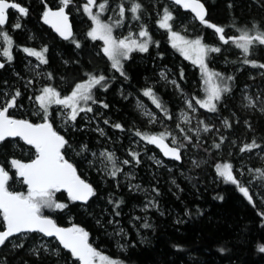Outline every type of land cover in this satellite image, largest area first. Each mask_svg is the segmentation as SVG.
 Instances as JSON below:
<instances>
[{
  "label": "trees",
  "instance_id": "16d2710c",
  "mask_svg": "<svg viewBox=\"0 0 264 264\" xmlns=\"http://www.w3.org/2000/svg\"><path fill=\"white\" fill-rule=\"evenodd\" d=\"M15 1L23 4L28 11L27 15L21 17L22 20L19 23L21 27L15 28L13 34L9 31L13 44L20 49L26 46L25 35L30 33L32 38L46 45L45 57L48 62L44 64V69L53 84L59 80L63 81L68 76H79L82 79L87 73L102 72L101 74L108 78L106 91L99 88L94 90L97 101H103L108 107L105 108L100 103L94 105L101 107L100 117L101 122L104 123L102 125L105 132L113 138V143L108 142L109 145L118 144L119 136L116 134L121 135L122 145L125 142L124 134H135L137 130L151 134L156 128L155 126L146 127L144 120L132 108L133 99L130 95H137L149 102L165 121L171 122L177 107L182 102L170 87H164L156 82L157 64L169 67L176 75L180 88L188 97L198 99L196 86L200 81L199 69L180 51L178 52L177 48H174L165 34L154 32L152 29V42L149 43L148 50L141 53L133 52L124 59V71L127 73L125 78L110 64L103 63L102 56L91 53L87 48L75 47L73 41L84 29H76L77 22L69 9L67 11L70 13L73 24V35L70 39L57 38L43 24L40 20L43 11L46 7L51 8L60 4V0ZM83 1L72 0L69 5L79 6ZM143 1L145 2L142 0V3ZM201 1L208 10L206 20L210 24L223 26L226 38L238 35L240 30L251 28L253 23L264 24V0ZM116 2V0H108L107 7ZM145 5H147L146 2ZM161 5L167 7L175 15V19L188 14L179 7L170 9L167 0H163L158 8ZM150 11L144 8L146 17L149 16ZM149 18L152 24L154 17L149 16ZM6 28V26L3 27V30H7ZM209 32H211L210 28L204 26L200 30L194 29L193 36H200L203 42L210 44L214 38ZM85 43L87 42L83 41L81 45ZM220 44V51L215 57L226 63L220 68L223 75L234 78L228 81L231 92L224 94L216 112H210L196 105L199 115L204 118L210 116L214 125L211 122L212 129L204 135L201 134L202 136H197L198 140L196 137L192 138L191 144L193 143L196 148L193 154L199 161L198 165L192 166L189 158L185 159L182 155L179 166L185 164L187 180L181 179L177 174L179 184V190H177L169 182L170 175L167 176L161 172L159 176H149L148 171L145 173L141 168L140 162L134 163L130 160L129 165L135 169L136 177L150 185L152 199L158 201L162 215L154 210L139 212L137 207L144 199L142 194L128 190L118 181L117 176L101 177L100 180L92 171L86 170L78 158L70 155L67 147L63 150L65 158L70 160L78 173L93 185L96 194L87 202L79 203L70 200L65 192L60 191L56 193L55 199L67 204V207L44 209V215L53 217L60 225L71 222L84 228L90 233L91 239L96 238V245L107 247L105 250L107 256L123 261L124 264H264V251L260 250V247L264 246V178H258V174L253 171L256 168L264 169V161L256 163L248 160L246 156H249V153L240 151L244 144L251 143L253 140L264 147V119L257 112L242 107V97L239 92L242 86L253 82L264 88V68L254 67L257 71L251 70L254 72V77L250 78L247 68L252 65L243 63L245 58L243 52L237 50L233 43ZM12 55L13 60L0 68V89L6 85L13 90L18 82L12 71L17 74L22 72L20 52L13 50ZM248 59L264 63V46L255 45ZM156 62L159 63L155 64ZM149 87L163 103L167 114L157 108L149 97L143 95V90ZM65 89V87H59L60 91ZM20 93L18 100L23 101L25 94ZM51 113L54 114L53 110ZM9 115L23 117V114L19 113H9ZM29 120L38 122L33 116H30ZM225 120L230 127L225 125ZM76 123L79 124L80 121L77 120ZM53 124H56L55 121ZM115 124H121L122 129L115 128ZM63 133L72 144V148L79 154L81 152H78L76 148L79 144L87 145V149L97 145L95 134L90 130ZM221 137L224 139L221 140ZM139 138L143 140L140 136ZM180 142L187 144L184 150L189 149L190 142L185 139ZM214 144H220V147L216 148ZM149 146V149L153 150V147ZM33 155V148L19 139L6 138L5 141L0 142V165L6 170L13 157L25 162ZM222 163L233 165L234 175L239 185L227 182L218 175L216 165ZM241 164L244 165V171L240 173L238 167ZM110 166L112 168L111 163ZM245 166L251 167V170H245ZM121 168L123 169V166ZM9 175L11 177L8 182L9 190L24 193L26 186L22 180L16 184L15 175L11 169ZM239 186L249 189L251 202L239 191ZM117 201L121 202L119 207H116ZM117 212L119 215H116ZM133 212H136L133 215L134 219L138 217L139 222L149 223L148 225L151 226V228L144 226L143 229L140 228L141 232H145V239L142 242L137 240L129 224ZM110 217L117 221L124 231L122 241L126 244V248L123 251L114 250L112 239L106 234L107 221ZM17 237L18 235L10 239L16 240V245L22 244L23 247L7 249L8 242L0 246V264H77L70 252L52 238L45 237L46 240L51 241L50 248L58 250L57 256L35 246L37 237H44L40 233H25V237ZM33 249H39L38 253Z\"/></svg>",
  "mask_w": 264,
  "mask_h": 264
},
{
  "label": "snow or ice",
  "instance_id": "6c2138e0",
  "mask_svg": "<svg viewBox=\"0 0 264 264\" xmlns=\"http://www.w3.org/2000/svg\"><path fill=\"white\" fill-rule=\"evenodd\" d=\"M72 0H60V7L56 10L47 8L43 12V20L45 23L51 24L56 32L64 39L72 37L71 25L68 23V16L65 9L69 6ZM125 3L129 6L126 8ZM174 3L181 5L185 9H190L195 16L219 34V40L224 44L230 41L238 48L242 49L244 54V64H251L253 67L264 68V63H258L255 60L248 59L255 45L264 46V24L253 23L251 28L240 30L239 34L229 38H225V28L215 24H209L205 19L206 10L201 0H174ZM108 0H103L102 3L97 4V0H86L83 8L85 13L91 18L94 27L88 32V36L92 39H100L104 43L103 53L111 61V67L118 71L121 76L127 78V73L124 71L122 59H127L129 54L134 50L146 52L151 40L146 28H141L138 33L139 37L146 38L138 41L132 37L130 33L123 38L113 36V27H119L124 22L126 12L132 14L133 20H139V13L142 11L143 5L139 0H122L118 6L117 19L113 24L104 23L100 19V14L106 10ZM93 7H98L99 11L93 12ZM18 10L19 13L27 15V9L22 7L19 3L10 2V0H0V49H2V56L8 62L13 60L12 46L13 39L3 30V27L8 19V10ZM173 20L172 12L165 7L163 14L158 20L160 28L171 29L170 21ZM20 28L19 23L13 26ZM173 46L179 47L180 51L188 58H192L190 53H195L193 63L198 64L201 73L205 77V84H209L207 95L202 99H190L186 101L188 109L195 111L194 103L201 108H205L210 112H216L218 103L221 102L224 94L231 92V86L228 81L234 78L224 77L222 74L211 71L208 64L205 62L206 57L210 52H219V47H210L203 44L200 39L195 41H184L176 32H172ZM176 40L181 41V45L175 43ZM183 45V46H182ZM77 46H79L77 44ZM23 51L30 56L37 57L42 64L48 61L45 57L47 47H43L40 51L25 47ZM4 67L0 63V68ZM50 75V74H49ZM161 77L166 79V74L161 72ZM220 80L217 83L214 79ZM173 84L176 82L173 81ZM179 87V85H176ZM108 78L103 74L87 73L85 78L79 82H75L71 86V91L68 94L62 95L60 91L51 86H46L42 89L41 94L35 96L34 100L38 102L39 111L36 113L41 117V123H32L27 119H16L9 115V110L17 106L18 98L21 96L19 90L8 98H0V142L10 137H19L28 145L34 147L36 155L30 162H22L20 160L12 159L11 166L15 168L16 175L22 178V182L27 185V193L9 191L8 182L11 179L9 171L4 166L0 165V246H4L6 242H10V238L18 234L25 233H41L46 237H54L59 241L64 249L70 251L71 255L75 257L79 264H124L123 261L113 259L102 251L97 250L89 243V233L84 228L73 225L70 228L59 227L56 222L47 215L43 214L42 209H64L67 204L58 202L55 197L56 193L65 190L68 197L72 201L87 202L90 197L94 196L95 189L77 174V169L72 163L65 159L63 150L69 146L65 136L59 134L53 127L51 120L52 113L49 111L51 106L57 105L63 110L61 111V119L67 124L75 122L81 113L92 112V104L100 103L107 108L108 105L103 101H97L95 98L96 89L107 90ZM143 95L149 97L153 104L167 114V109L160 101L159 97L154 93L152 88L143 90ZM7 97V94H4ZM127 98V97H125ZM29 99H32L31 97ZM249 105L255 106L257 103L261 105L260 110L264 112V100H256L252 97H247ZM91 102V103H90ZM138 108L143 109V103L137 105ZM145 115L151 116V113L145 112ZM171 118V117H169ZM185 123H190L187 115L184 116ZM154 122V117L150 120ZM105 123H108L105 121ZM201 123H203L201 121ZM226 126L227 120L224 121ZM115 128L122 129L121 124H115ZM179 127V125H177ZM210 126L204 124L203 131H210ZM183 132L184 130L181 129ZM199 132V129H196ZM101 135L103 131L101 130ZM135 135L140 136L143 140L150 144L157 145L163 151L165 156L171 157L174 160H181V149L187 147L183 143H177L173 138L171 145L166 143V139L171 133L161 132L156 135L142 133L137 130ZM184 139L191 142L192 136L185 135ZM224 138L221 137V140ZM87 145H83L81 151L87 149ZM214 147L219 148L220 144H214ZM261 147L253 140L251 143L244 144L240 151H252L253 149ZM136 163H139V153H130ZM96 155L95 152L92 153ZM100 157H105L111 163L112 168L108 172L111 177H116L122 168L118 166V161L115 158L114 152L107 149L99 152ZM124 165L130 163L129 160L120 162ZM161 163V161H157ZM107 168V164L105 165ZM258 174V178H264V169L256 168L253 170ZM216 172L223 177L225 181L239 185L236 175H234V168L231 163H223L216 165ZM130 175V174H129ZM133 187L139 189V185ZM154 191H157L154 189ZM239 191L251 202L252 197L249 194V189L244 186H239ZM222 199V197H221ZM112 202V201H110ZM119 201L116 202V207H119ZM150 204L152 202H149ZM148 205H146L147 207ZM116 215H119L117 212ZM136 219H139L138 217ZM110 223L112 221H109ZM145 228L150 227L148 224L143 225ZM123 232V229H120ZM14 247H23L22 244L14 245ZM41 247L48 251L46 244ZM264 251V246L260 247ZM34 252L39 249H33ZM223 251V249H221ZM55 254H59L56 250Z\"/></svg>",
  "mask_w": 264,
  "mask_h": 264
},
{
  "label": "rangeland",
  "instance_id": "374dc122",
  "mask_svg": "<svg viewBox=\"0 0 264 264\" xmlns=\"http://www.w3.org/2000/svg\"><path fill=\"white\" fill-rule=\"evenodd\" d=\"M116 1H117L116 4H113L112 6H108L106 10L100 14V19L102 22L114 25V22L117 19H119L118 6L122 2V0H116ZM162 1L163 0H145V2L147 3V5H145L144 1L142 3V0H139V2L143 5L142 11L139 13L140 19L133 20L132 14L130 12H126L123 24L119 27H115V26L113 27V36L117 38H123V37L128 36L131 33L134 39H137L138 41H142L146 38L139 37L138 33L143 27L147 29L150 36H151L152 29L154 32L165 34L167 38L169 39V42L173 45L174 41L172 38V32H176L179 37L183 38L184 41L191 42L197 39H200L202 41L200 36H193V32H194V29L200 30L202 27L205 26L206 28H210L211 32H209V34L214 39H212L210 44L202 41L203 44H206L210 47H219V48L221 47L220 43L224 44L222 41L219 40V34L215 33V30L213 28L209 27L208 24L201 23V21L200 22L197 21L195 17L190 13H188L186 16L181 17L180 19H177V18L175 19V15L172 13L173 19L175 20L170 21L171 29L160 28L158 24V20L162 16L163 10L165 7L161 5V7L158 8V5L162 3ZM102 2L103 0H97V4L102 3ZM85 3H86V0H84L83 3H81V5L79 6L69 5L67 7L70 13L73 15V18L77 22L76 29L79 30L80 28H82V30L83 29L85 30V31L83 30L79 35H77V37L73 41V44L75 45L76 48L80 46L83 48H87L88 50H90L91 53L95 55L97 53V55L102 56L103 63H108L111 66V61L103 53V47H104L103 41L100 39L94 40L90 36H88V32L94 27V23L91 20V18L87 15V13H85L84 11L83 6ZM167 4L170 9L176 7L168 1H167ZM57 5H60V4H56L55 6ZM128 6L129 5L125 3V7L127 8ZM144 8L151 10L149 13V16L154 17L153 18L154 20H152L153 21L152 24H151V18H149V16L146 17L147 15H146V12H144ZM97 11H99V8L93 7V12L95 13ZM21 17L22 16L19 13L18 14L14 13L12 20H10V23L8 24L7 30H4V31H6L9 35H11L9 31H11L13 34L15 30L13 26L21 22L22 20ZM40 20H41V16H40ZM25 36H26L25 40H27L26 46H22L21 49L18 46H14L15 44H13L12 46V52L13 50H15L16 52L17 51L20 52V55H21V71L22 72L17 74L15 71H12V74L16 76L17 78L16 81L18 83L16 84L13 90L11 88H8L6 85H4L2 89H0L1 90L0 98H8L12 94H14L17 90H20V92L25 94V97L23 101L18 100L17 106L15 108L10 109L9 113L10 114H18V113L23 114V117H20V118H24L28 120L30 116H33L34 118H36L38 122H42L41 117L36 114L39 111V107H38V102L34 100L35 96L40 95L42 89L46 86L54 87L58 91H60L59 87H65L66 89L60 92L62 95L68 94L71 91V86L75 82H79L83 80L84 78L80 79L79 76H72V77L68 76V78L64 79L63 81L61 80L60 82L59 80L58 82L53 84L52 80L49 77H47V74L44 69V64H42L37 57L30 56L28 53L23 51V48L25 47L34 49L36 51H40L43 47H46V45H44L39 40L37 41L36 38H32V35L30 33L26 34ZM83 41H86L87 43H85L84 45H81V42ZM175 43H177L178 45H181L180 40H176ZM231 43L232 42L230 41L228 44H231ZM77 44L79 46H77ZM223 47H226V46H223ZM174 48H177L178 52L180 51L179 47H174ZM235 48L239 51H242V49L236 46ZM86 52H89V51H86ZM133 52L141 53V51L139 50H134ZM0 53H2V49H0ZM180 53L189 62L195 65L200 71L199 65L193 63V60L195 59V53H190L192 57L191 59L186 57L181 51ZM45 56H46V53H45ZM215 56H217V52H210L208 56L206 57L205 62L208 64V68L211 71L220 73L222 74V76H224L220 68L224 66L226 63L225 61H222V60L219 61V59ZM0 58L2 59V61H4V65L8 64L7 63L8 61L6 60V58L2 56V54H0ZM123 61L124 59H122V63ZM157 63L159 62H156L155 64ZM160 65H161L160 63L157 64L156 69H155V75L157 77L156 82L161 83L164 87L166 86L170 87V89H172L176 93V96L180 98L182 102L177 107L172 117L171 122L165 121L163 117L160 115V113H158V111L154 109L150 105L149 102L144 101L142 98H140L137 95L136 96L130 95L131 98L133 99L132 108L134 109L136 114L144 120L146 127L147 126L149 128H152L153 126L156 127L154 129V132L151 133L152 135L159 134L161 133V131H163L164 133H171V135L168 136L166 139L170 143L173 138L176 139L177 143H181L180 140H183L185 135H190L192 136V138L196 137V140H198L197 136H202L201 134L204 135L207 133L203 131L204 124H207L210 126V123L212 122V125H214V121L210 118V116H208L207 118L200 116L198 113L199 112L198 108L195 103H194L195 111L188 109L186 101L190 100V98L180 88V86L179 87L176 86V85H179L176 75L169 67L165 65H161V66ZM247 70H249L250 78L254 77L253 73L257 71L256 68L252 66H249ZM251 70L254 72H252ZM161 72H164L166 74V79L161 77ZM101 73L102 72H97L96 74H101ZM214 79L216 80L217 83H220L219 79L215 77ZM173 81H175L176 83L173 84L172 83ZM204 81H205V77L200 71V81H199V84L196 86V89H198V92L196 95L198 96L197 97L198 99H202L207 95V89L209 88L210 85L205 84ZM239 92L241 93V97H242V102H241L242 107L246 108L249 111L253 110L257 112L258 114L262 115L264 119V112L260 110L261 105L257 103L255 106H250L248 99H247V97H252L253 99H256V100H264L263 86L255 84L253 82V83H249V84L242 86L241 89H239ZM4 94H7V97H5ZM30 97L32 99H29ZM141 102L145 106L143 109H140L137 107V105ZM91 106L93 109L92 112L81 113L77 117V120L80 121L79 123L80 125L76 123L77 120L74 123L69 122L66 124L61 119L60 113L63 110L60 108V106L53 105L49 109L50 112L53 110L54 114L51 116V120L55 121L56 124L55 125L53 124V127H54V130H56L59 134L65 136L63 132H66V131L77 132L83 129L90 130L91 132L95 134V140H96L95 142L97 144L96 147L88 148V149H85L84 151H81V148L83 145L79 144V147H76V148L78 149V152H81V154L77 153V151H75L74 148H72V144L65 137V139L68 141V144H69V146L67 147L69 154L78 158L81 161L82 166L85 167L86 170L92 171L93 174H95L101 180V177L105 178V177L110 176L108 175V172L111 170V166H110V162H108L105 157L99 156V152L105 149H107L108 151L114 152L115 158L117 159L119 166L120 167L123 166L122 171L119 172L117 175L118 181L124 184V186L128 190L135 192V193H140L144 196L142 203L139 204L137 207L138 211L143 212L147 210H154L157 212V214L162 215L161 211L159 210L158 201L156 199H152V193L150 192L151 191L150 185L148 183L141 181L140 179L136 177V173H135L136 171L132 165H129V164L124 165L120 162H122L123 160H129V161L131 160V161H134L135 163L136 160L133 159V157H131L130 153L132 152L139 153L140 166L145 173L148 171V175L153 176V177L159 176L161 172H164L165 174H167V176L170 175L169 182L172 185H174L177 190H179V184L177 182L178 180L177 174H179L180 178L183 180H187L188 178L185 172L186 170L185 164L179 166V163L174 162L172 160L168 162V160L163 158L161 154L152 146V144L148 143L145 140H141L139 136L135 135L134 133H130L129 135L124 134L125 142H123L122 145L120 143L122 142L121 135L116 134V136H119V138L117 139L118 144H114L115 146L109 145L108 142L113 143V138L108 133L105 132L104 125H102L104 123L101 122L102 120L100 117L102 115V112L100 110L101 107L98 105L96 106L94 104H92ZM145 112L151 113V116L145 115ZM185 115L189 117L190 123H185V120H184ZM153 117H154V122H150V120ZM201 121L203 123H201ZM177 125H179V127H177ZM181 129H183L184 131L182 132ZM196 129H199L200 131L197 132ZM210 129H212L211 126H210ZM101 130L103 131V135H101ZM148 144L153 147V150L149 149L150 146ZM184 145H187V144L184 143ZM195 149H196L195 146L193 145V143L191 144V142H190L188 150H184V148H182V153H183L182 155L184 156L185 159L189 158L192 166H194L195 164L196 165L199 164V161L193 154V151H195ZM190 150H192V152ZM93 152L96 153L95 156L92 155ZM246 152L247 154L249 153V156H246V159L248 158V160H251L256 163L260 161H264V147L263 146L253 149V151L251 152H248V151ZM34 155H35V152H34ZM12 159L20 160L17 157H13ZM11 160L9 161V168L7 170L8 171L10 169L13 170L14 175H15V183L17 184L18 181L22 180V178L16 175L15 168L11 166ZM20 161L24 162L23 160H20ZM157 161H161V163L158 164ZM106 164H107V168H105ZM238 169L240 173L243 172L244 165L243 164L239 165ZM245 170H251V167L245 166ZM148 180L149 178L147 177V182ZM134 185H139L140 186L139 189L133 187ZM24 193L25 194L27 193V188L24 191ZM149 202H152V203L150 204ZM146 205L148 206L146 207ZM42 211L44 214V209H42ZM134 214H136V212L132 213V218L129 220V224L132 226V229L134 230L137 240L142 242L145 239V234H144L145 232L144 231L141 232L140 228L143 229L144 224L139 222L137 219H134V216H133ZM109 221H112V222L110 223ZM107 224L108 225L106 228L107 230L106 234L110 235L112 239L113 249L116 251H123L126 248V244L124 243V241H122L123 234H124V231L123 232L120 231V229H122V226L117 221L113 220L111 217L107 221ZM70 225L73 226L74 224L70 222ZM148 228H151V226ZM18 237L19 238L25 237V234H18ZM88 240L90 244H92V246L95 247L97 250L102 251L103 254L105 255L107 254L105 252V250H107L106 249L107 247L103 245H96L95 244L96 238L91 239L90 233H89ZM16 244H17L16 240L10 239V242H8V245L6 246V248L12 249L14 248V245ZM44 244L47 245L48 252H50V254L57 256V254H55L56 250L50 248L51 241L46 240L45 237H42V238L37 237L35 246L44 250L41 247V245H44ZM75 262L79 264V261L77 259H75Z\"/></svg>",
  "mask_w": 264,
  "mask_h": 264
},
{
  "label": "water",
  "instance_id": "95a60500",
  "mask_svg": "<svg viewBox=\"0 0 264 264\" xmlns=\"http://www.w3.org/2000/svg\"><path fill=\"white\" fill-rule=\"evenodd\" d=\"M168 2H170V3H172L174 6H176V7H179L182 11H184V12H187V13H190V14H192L194 17H195V19L197 20V21H199L200 22V20L195 16V13H193L190 9H185V8H183L181 5H177V4H175L174 3V0H167ZM10 2H14V1H11L10 0ZM16 3H18V2H16ZM201 3H203L202 1H201ZM20 4V3H19ZM204 4V3H203ZM21 5V4H20ZM22 7H24L23 5H21ZM61 6V5H60ZM60 6H56V7H51L53 10H56L58 7H60ZM204 7H205V10H206V17H207V14H208V10H207V8H206V6H205V4H204ZM9 10H13V9H9ZM8 10V11H9ZM13 11H17V12H19L18 10H13ZM45 11V10H44ZM43 11V12H44ZM65 11H66V14H67V16H68V23L71 25V30H72V34H73V26H72V21H71V16H70V13L67 11V8L65 9ZM21 14V13H20ZM206 17H205V19H206ZM41 19H42V22H43V24L47 27V28H49L59 39H61V40H67V39H64L63 37H61L60 36V34L58 33V32H56V30H55V28H53L52 27V25L51 24H48V23H45L44 22V20H43V13H42V15H41ZM0 63H2L1 62V60H0ZM14 118H16V119H24V118H18V117H14ZM30 121V120H29ZM32 123H41V122H32ZM19 139L21 142H23L24 144H26V145H28L24 140H22L21 138H19V137H10V139ZM166 143H169L170 145H171V143L169 142V141H165ZM29 146H31V145H29ZM152 146L161 154V156L163 157V158H165L166 160H172V161H174V162H177V163H179V162H181L182 161V157H181V160H174L173 158H171V157H168V156H165L164 154H163V151H162V149L160 148V147H158L157 145H153L152 144ZM32 148H33V150L35 151V149H34V147L33 146H31ZM35 155H36V152H35ZM35 155H34V157L33 158H31V159H34L35 158ZM31 159H29V160H27V161H25V163H27V162H30L31 161ZM66 159V158H65ZM68 160V159H67ZM70 163H72L70 160H68ZM73 164V163H72ZM74 165V164H73ZM74 167H75V165H74ZM77 174L81 177V179H83V180H85L87 183H89V184H91L89 181H87L86 179H84L79 173H78V171H77ZM24 184V183H23ZM25 185V184H24ZM92 185V184H91ZM26 186V188H27V185H25ZM93 186V185H92ZM61 191H63V192H65L66 193V195L68 196V194H67V192L65 191V190H61ZM69 198V197H68ZM91 198V197H90ZM89 198V199H90ZM70 199V198H69ZM76 202H79V203H85V202H83V201H76ZM47 216H49V215H47ZM50 218H52L53 220H54V218L53 217H51V216H49ZM55 221V220H54ZM56 222V221H55ZM56 224L59 226V227H62V228H70V227H72L70 224H67V225H60V224H58L57 222H56ZM0 230H3L2 228L0 229ZM41 234V233H40ZM42 236H44L43 234H41ZM44 237H46V236H44ZM46 238H52V239H54L58 244H59V241L58 240H56L54 237H46ZM90 243V242H89ZM60 245V244H59ZM61 247H62V245H60ZM67 250V249H66ZM69 251V250H68ZM70 252V251H69ZM74 259H76L75 257H73Z\"/></svg>",
  "mask_w": 264,
  "mask_h": 264
},
{
  "label": "flooded vegetation",
  "instance_id": "af4514ba",
  "mask_svg": "<svg viewBox=\"0 0 264 264\" xmlns=\"http://www.w3.org/2000/svg\"><path fill=\"white\" fill-rule=\"evenodd\" d=\"M11 1H14V2H17V1H15V0H11ZM18 3H20V2H18ZM21 4V3H20ZM21 5H23V4H21ZM24 6V5H23ZM25 7V6H24ZM26 8V7H25ZM27 9V8H26ZM14 13H19V12H17V11H13V10H9L8 11V19H7V21H6V23H5V25L4 26H2V27H7L8 28V24L10 23V20H12V18H13V16H14ZM20 14V13H19ZM21 16H24V14H20ZM12 16V17H11ZM6 28V29H7ZM0 60H1V62L4 64V61H2V59L0 58ZM33 158V157H32Z\"/></svg>",
  "mask_w": 264,
  "mask_h": 264
},
{
  "label": "bare ground",
  "instance_id": "6f19581e",
  "mask_svg": "<svg viewBox=\"0 0 264 264\" xmlns=\"http://www.w3.org/2000/svg\"><path fill=\"white\" fill-rule=\"evenodd\" d=\"M72 26H73V24H72ZM73 35V34H72ZM70 39V38H69ZM197 158V157H196ZM215 159V158H214ZM215 163V162H214ZM63 248V247H62ZM66 250V249H65ZM68 251V250H67ZM71 254V253H70ZM73 257V256H72Z\"/></svg>",
  "mask_w": 264,
  "mask_h": 264
}]
</instances>
